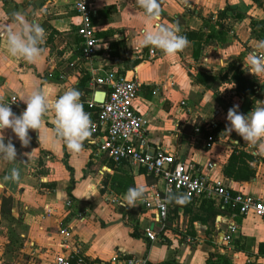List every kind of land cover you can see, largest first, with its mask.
<instances>
[{
    "label": "crops",
    "instance_id": "1",
    "mask_svg": "<svg viewBox=\"0 0 264 264\" xmlns=\"http://www.w3.org/2000/svg\"><path fill=\"white\" fill-rule=\"evenodd\" d=\"M38 1L0 0V32L16 27V12L45 29L44 53L33 64L10 56L6 40L0 38V103L20 115L33 91L40 90L54 100L70 88L81 93L84 103L97 94L91 79L115 71L139 83L134 111L147 121L149 154L167 153L176 163H192L232 192L264 200V152L235 132L224 133L229 108L239 104L246 115L256 101H264V76L250 75L246 60L250 52L258 51L257 41L264 40V3L159 0V18L149 25L136 0H87L95 14L93 26L99 40L96 57L88 63L80 55L76 34L80 19L70 0L37 5ZM156 24L178 27L186 37L192 34L188 46L176 56L152 46L134 49V42ZM151 50L156 56H150ZM259 54L264 56V52ZM238 71L255 81L253 94H232L236 83L231 77ZM44 121L50 139L39 143V133L30 130L27 148L21 147L11 129L0 133L5 143L12 139L19 160L27 159L24 152L36 149L27 162L0 160V207L3 199L10 200L8 212H0V264H54L55 256L63 252L62 229L69 230V244L90 264H107L113 256L145 258L148 264H206L209 255L226 256L231 264H264L260 251L264 224L253 216L232 218L222 212L212 224L221 237L235 224L233 240L247 237L253 245L213 241L207 227L198 222L193 223L198 244H179L172 238L149 242L138 231L149 227L160 232L156 212L146 210L139 201L136 207L122 206L123 188L143 186L144 197L150 199L160 182L142 170L126 164L110 166L106 157L96 156L103 133L92 135L84 142V150L73 154L62 141L51 139L54 113L47 112ZM213 125L216 128L211 130ZM196 127H203L204 134H196ZM207 133L215 139L210 149L204 145ZM209 163L215 167L206 170ZM13 167L20 170V180L5 181ZM71 177L74 199L66 208ZM152 185L156 188L151 189ZM186 202L198 204L200 200ZM133 227L141 238L131 236Z\"/></svg>",
    "mask_w": 264,
    "mask_h": 264
},
{
    "label": "built area",
    "instance_id": "2",
    "mask_svg": "<svg viewBox=\"0 0 264 264\" xmlns=\"http://www.w3.org/2000/svg\"><path fill=\"white\" fill-rule=\"evenodd\" d=\"M259 1L264 3V0ZM70 2L80 19L76 34L80 40L81 58L91 63L96 57L99 42L93 26L95 14L87 0H70ZM149 54L156 56L152 50ZM91 85L95 88L103 87L106 91L102 104H97L93 100L81 102L94 125L92 135L104 134L102 142L98 144L96 156H104L115 165L126 164L142 170L161 184L150 199L144 197L139 201L146 210H155L160 232L146 227L138 231L142 237L151 243L161 240L160 235L165 230L169 216V203L166 202L169 193L183 194L187 200L215 201L221 211L229 213L232 218L253 216L264 224V200L234 193L225 183L211 179L203 168L192 163H176L167 153L149 154L145 140L147 121L134 111V103L139 96L137 81L128 80L115 71L108 70L101 76L93 77ZM231 89L232 94L236 95L234 85ZM16 102L12 100L11 103ZM181 105L185 104L181 103ZM211 128L214 130L216 127L213 125ZM194 131L200 134L201 129L196 127ZM214 142V137L208 136L204 139L205 148L210 149ZM214 167L215 164L209 163L205 169L211 170ZM155 188L156 185L151 186V189ZM71 205L72 201L65 202L66 208H70ZM236 231L235 224L231 223L221 237V244L228 246ZM60 234L64 237L63 252L55 256L54 264H90L77 248L69 244V230L62 229ZM186 242L192 243L190 239ZM107 264H148V260L113 256Z\"/></svg>",
    "mask_w": 264,
    "mask_h": 264
},
{
    "label": "clouds",
    "instance_id": "3",
    "mask_svg": "<svg viewBox=\"0 0 264 264\" xmlns=\"http://www.w3.org/2000/svg\"><path fill=\"white\" fill-rule=\"evenodd\" d=\"M138 6L143 9L145 23L151 25L160 15L161 6L159 0H136ZM16 27H8L0 32V38L6 40L7 52L12 57L22 58L27 63L38 62L44 53L41 45L45 38V29L38 23L28 21L24 14L16 12ZM189 44L186 36L179 34V28H169L161 24L153 25L151 30H146L141 37L134 42V49L141 47H155L167 56H176ZM258 51L250 52L246 57L248 73L253 77L264 76V40L257 41ZM81 93L70 88L58 98L52 100L40 90H35L24 101L25 110L16 115L9 105L0 103V133L11 129L14 136L19 140L22 148H27L31 142L29 131L39 133V143L47 142L50 137L48 129L44 127V116L47 112L54 113V128L51 130L55 142H63L66 148L73 154H79L84 150V142L90 140L94 127L88 113L85 112L80 102ZM239 104H234L228 109L224 133L231 135L235 132L242 140L252 145H258L264 152V101H256L252 110L246 115L240 112ZM239 143V141H234ZM32 152H24L26 160L18 159L17 149L9 138L5 143V137L0 134V160L13 163L16 161L27 162ZM5 181L18 182L20 170L13 167L10 173L4 177ZM145 196L143 186L131 187L124 195V205L129 208L136 207L137 202ZM166 202L183 204L186 202L184 195L169 193Z\"/></svg>",
    "mask_w": 264,
    "mask_h": 264
},
{
    "label": "rangeland",
    "instance_id": "4",
    "mask_svg": "<svg viewBox=\"0 0 264 264\" xmlns=\"http://www.w3.org/2000/svg\"><path fill=\"white\" fill-rule=\"evenodd\" d=\"M252 83L255 84V81H252ZM211 210L212 208L203 206L200 203L190 204L188 206H185V208L182 209L183 221L182 224H180L179 217L176 214L177 213L176 207H174L173 205L170 206L169 221L166 224L167 229L163 232L164 234L161 233L160 237L163 238H161L160 241H163V239L167 241L169 238H172L178 241L179 244H187L186 240L190 239L192 243L188 245L198 244L199 243L197 242L198 234L194 230V226H193L194 222H198L199 224H202L203 226L207 227L208 234L212 236L211 240L213 241H219V239L221 240V236H219L221 235V233H219V231H215L212 227L213 223L211 222V218L209 216ZM129 216H131V214ZM235 241H236V236L233 242L231 243V245H253V243L251 244L248 242L247 237H242L240 240H237L236 242Z\"/></svg>",
    "mask_w": 264,
    "mask_h": 264
},
{
    "label": "trees",
    "instance_id": "5",
    "mask_svg": "<svg viewBox=\"0 0 264 264\" xmlns=\"http://www.w3.org/2000/svg\"><path fill=\"white\" fill-rule=\"evenodd\" d=\"M191 35L192 34H189V36H187V38H190ZM231 80H233L236 83V94L237 95H247V94H250L251 95V94H253V90L251 88V86L253 85V83L242 72H240V71L235 72L232 75ZM200 129H201L200 134H204L203 127H200ZM204 136H206L204 138H207V136H209V134L207 133ZM109 164H110V166L115 165L111 161H109ZM68 170H69L70 174H72V171L70 170L69 167H68ZM149 183L152 184L150 181H149ZM117 184H119V183H117ZM73 186H74V180L71 177V179H70V186L67 188V194H68V198H69L70 201H73V199H74L72 197V195H71V191L73 189ZM114 189L116 190V192H119V189H117V186L114 187ZM123 190H125L127 192L128 189L127 188H123ZM178 194H180V193H178ZM180 195H183V194H180ZM200 204H202L203 206H207L208 208H212L211 213L209 214L212 223H214L215 218L217 217V215H220L223 212V211H221L219 205L215 201H209V200H206V199H201L200 200ZM172 205L174 207H176V210H177V213L176 214L179 217L180 215L183 214L182 213V209H184L185 206H188L190 204L187 203V202H185L183 204H176V203L172 202V203H169L168 204V208H170V206H172ZM9 206H10V200L9 199H3V203H2V205L0 207V212L1 213H7ZM178 210H180V211H178ZM168 221H169V216H168V220H167L166 224L168 223ZM166 229H167V225L165 227V230ZM131 236L134 237V238H137V239L141 238V236L136 232V228L135 227H133V231L131 233ZM261 245H263V246H261L260 251H261L262 254H264V243H262ZM163 264H169V263H163ZM206 264H231V263H230L229 259L226 256H222V255H216V256L215 255L214 256L213 255H209L208 258L206 259Z\"/></svg>",
    "mask_w": 264,
    "mask_h": 264
},
{
    "label": "water",
    "instance_id": "6",
    "mask_svg": "<svg viewBox=\"0 0 264 264\" xmlns=\"http://www.w3.org/2000/svg\"><path fill=\"white\" fill-rule=\"evenodd\" d=\"M44 1H47V0H39L37 2V5H41ZM96 93L97 94H96L95 98L93 99V101L97 104H102L104 102L105 96H106L105 88H103V87L97 88Z\"/></svg>",
    "mask_w": 264,
    "mask_h": 264
}]
</instances>
